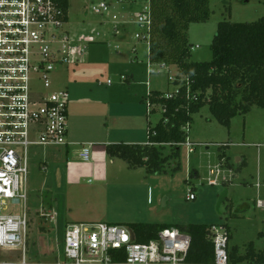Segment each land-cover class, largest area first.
I'll return each instance as SVG.
<instances>
[{
  "label": "rangeland",
  "instance_id": "rangeland-1",
  "mask_svg": "<svg viewBox=\"0 0 264 264\" xmlns=\"http://www.w3.org/2000/svg\"><path fill=\"white\" fill-rule=\"evenodd\" d=\"M107 1L109 15L98 16L91 12L86 1L70 0L71 36L75 40L81 35L93 36L96 42L87 45L86 64L60 67L53 73V90L71 88L75 81H84L87 108L77 118L81 126H92L98 132L109 127L113 134L122 137L132 130L136 133L134 140L144 143L147 142L148 111L142 100L150 91L176 93L179 87L170 85L169 81L179 73L175 67H168L159 74H148V42L143 39L145 35L138 40L136 34L142 30L137 25V17L149 7V0ZM210 8L212 15L206 24L191 26L193 62L212 60L211 44L219 22L251 23L264 17V0H210ZM114 16L118 18L116 21ZM122 75L130 76V82H122ZM108 80L112 81L111 86H107ZM37 89H42L41 83ZM148 116V121L156 125L161 118L160 110ZM190 140L195 144L194 152L184 144L180 157L171 158L160 173L130 168L122 177V185L137 188L138 205L150 200V209L160 214L152 221L209 227L227 225L233 235L231 252L236 249L239 256H245L253 246L258 255L262 254L264 209H258L256 202L264 200V109L252 107L249 113L232 119L227 129L205 106L194 116ZM29 151L26 254L31 262L53 264L64 260L67 221L91 222L85 219L95 217L103 208V199L90 191L99 185L95 177H82L69 189L62 175L40 171L41 148L32 147ZM164 154L170 156L169 147ZM221 155H224L222 161ZM73 161L79 166L85 164L79 158ZM210 180H216L217 184L210 185ZM258 184L260 189L256 188ZM191 191L196 197L193 201L188 200ZM11 209L20 212L19 206ZM55 213L53 219L46 216ZM69 213L70 220H67ZM138 219L133 222H145L148 218ZM21 251L22 248H0V261L17 260Z\"/></svg>",
  "mask_w": 264,
  "mask_h": 264
},
{
  "label": "built area",
  "instance_id": "built-area-1",
  "mask_svg": "<svg viewBox=\"0 0 264 264\" xmlns=\"http://www.w3.org/2000/svg\"><path fill=\"white\" fill-rule=\"evenodd\" d=\"M84 1L93 14L109 15L107 0ZM68 23L69 9L63 7L62 0H0V248H22L17 260L0 264H42L31 262L26 254L29 150L32 146L68 144L70 93L67 88L54 91L52 75L60 67L82 64L87 45L96 42L93 36L84 35L75 40ZM137 25L142 30L136 39L145 35L149 52L150 7L138 15ZM168 67L150 62L147 71L151 76ZM121 81L126 82L127 77L122 75ZM39 83L41 90L37 89ZM152 108L147 104L148 114ZM185 144L194 152V143L188 139ZM89 155L88 149L83 150L85 161ZM209 184L217 183L210 180ZM256 186L261 188L259 184ZM195 198L190 192L188 200ZM17 206L19 213L11 209ZM256 207L264 209V200H258ZM210 232L215 255L212 264H231L226 226H211ZM191 243L190 235L178 228L165 229L156 239L137 243L135 234L125 225L70 224L64 236V260L53 264H188Z\"/></svg>",
  "mask_w": 264,
  "mask_h": 264
},
{
  "label": "trees",
  "instance_id": "trees-1",
  "mask_svg": "<svg viewBox=\"0 0 264 264\" xmlns=\"http://www.w3.org/2000/svg\"><path fill=\"white\" fill-rule=\"evenodd\" d=\"M62 5L68 11L69 0H62ZM149 7L152 17L149 60L154 65L175 67L179 75L169 84L179 89L176 93L150 91L143 100L153 107L152 113L157 109L161 113L156 125L148 121L147 144H113L106 151L130 168L160 173L171 158L180 157L194 116L205 106L227 129L232 119L249 113L252 107L264 109V17L251 23L219 22L211 44L212 60L193 62L194 46L189 41V29L192 24L210 20V0H149ZM170 94L173 97L167 98ZM166 147L171 150L170 156L164 154ZM223 158L221 155V161ZM125 226L133 231L137 243L154 240L165 229L178 228L192 239L188 264L214 262V242L207 225L129 223ZM224 226L231 241V229ZM229 258L231 264L264 263V252L258 255L251 246L245 256H239L233 249V252L229 250Z\"/></svg>",
  "mask_w": 264,
  "mask_h": 264
},
{
  "label": "crops",
  "instance_id": "crops-1",
  "mask_svg": "<svg viewBox=\"0 0 264 264\" xmlns=\"http://www.w3.org/2000/svg\"><path fill=\"white\" fill-rule=\"evenodd\" d=\"M191 26L189 29V40L191 35ZM84 64H86V60L81 65ZM125 76L127 77L126 82H130V76ZM132 78L134 79V77ZM106 84L107 86L112 85V83L111 85L108 83ZM66 88L70 93V104L68 110V144L64 147L32 146L43 150V156L40 160H38L43 167L41 168V166H39V169L40 171L43 170L42 172L44 173L52 172L56 175H62L63 179L68 182L67 184L69 185V189L73 188L76 182L79 183L78 180H80V178L93 176L98 180L99 185L93 186L90 191L91 193L100 194L103 199V208L97 212L95 217L92 219H85L91 220V222L71 220L67 221L66 226L78 223H108L126 225L129 223H135L133 222L135 220H140L138 218L148 219L145 222L140 221L136 223L174 225L172 223L152 221V218H155L160 214L155 210L150 209V200L147 199V204L144 205L139 199L141 204L138 205L137 188L134 186L122 185V177L127 171L131 170L129 165L121 159L109 156L106 151V147L113 144L125 143L130 145H145L147 142L139 143L140 141H135L134 138L136 133L132 130L122 137L117 134H113L109 127L104 131L98 132L94 131L92 126L88 128L81 126L79 121H77V118L81 116L82 111H84L86 106V98L84 100L86 95V83H84V81H75L71 88L68 86H66ZM110 95L111 94L108 95L109 107L111 106ZM148 115L147 122L149 120ZM70 118H73V122L71 123H69ZM80 126L82 128H80ZM89 129L91 130L90 132ZM85 130L88 132L85 133ZM189 141L192 142L190 140V132ZM85 149H88L90 153L88 161H85L82 158V152ZM75 158H79L85 164L82 166L75 164L73 161ZM30 161L29 151V167ZM149 190L150 188H148L147 192L148 197ZM124 209H127V212ZM70 215V213L69 216L67 214V218H69L67 220H70ZM46 216L53 219L56 216V213L54 215L48 214Z\"/></svg>",
  "mask_w": 264,
  "mask_h": 264
},
{
  "label": "water",
  "instance_id": "water-1",
  "mask_svg": "<svg viewBox=\"0 0 264 264\" xmlns=\"http://www.w3.org/2000/svg\"><path fill=\"white\" fill-rule=\"evenodd\" d=\"M226 197V194L223 196V199Z\"/></svg>",
  "mask_w": 264,
  "mask_h": 264
}]
</instances>
